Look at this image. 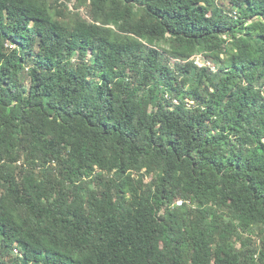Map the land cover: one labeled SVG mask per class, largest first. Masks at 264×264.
I'll list each match as a JSON object with an SVG mask.
<instances>
[{"label": "trees", "instance_id": "16d2710c", "mask_svg": "<svg viewBox=\"0 0 264 264\" xmlns=\"http://www.w3.org/2000/svg\"><path fill=\"white\" fill-rule=\"evenodd\" d=\"M221 1L0 0V264H264V0Z\"/></svg>", "mask_w": 264, "mask_h": 264}, {"label": "rangeland", "instance_id": "374dc122", "mask_svg": "<svg viewBox=\"0 0 264 264\" xmlns=\"http://www.w3.org/2000/svg\"><path fill=\"white\" fill-rule=\"evenodd\" d=\"M220 5L223 6L228 12L229 11L231 12L233 10L227 1L222 0L220 2ZM71 8H72V6H71ZM82 14H83L84 18H87L86 11L82 10ZM196 61L198 62V64H200L202 66H206L207 65V66L214 67L213 64H211V63L203 62L201 57H196ZM24 78H25V81H26L27 85H29L30 84V79L26 75L24 76ZM150 181H151L150 178H147V182H150ZM14 255H18V253L16 252V253H14Z\"/></svg>", "mask_w": 264, "mask_h": 264}, {"label": "built area", "instance_id": "2783aa9c", "mask_svg": "<svg viewBox=\"0 0 264 264\" xmlns=\"http://www.w3.org/2000/svg\"><path fill=\"white\" fill-rule=\"evenodd\" d=\"M198 63V62H197ZM200 65V64H199ZM200 66H202V65H200ZM178 204L180 205V204H182V202H178Z\"/></svg>", "mask_w": 264, "mask_h": 264}]
</instances>
